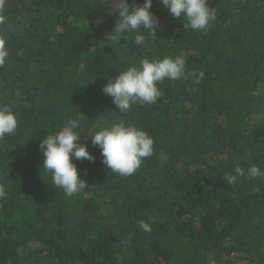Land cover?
I'll return each instance as SVG.
<instances>
[{"label":"trees","instance_id":"obj_1","mask_svg":"<svg viewBox=\"0 0 264 264\" xmlns=\"http://www.w3.org/2000/svg\"><path fill=\"white\" fill-rule=\"evenodd\" d=\"M208 6L216 19L193 31L153 0L157 33L141 29L138 46L134 33L111 38L113 0H2L0 106L18 127L0 139V264H264V179L224 178L264 171V112L246 122L260 111L264 0ZM178 55L185 77L158 84L151 105L120 113L102 92L143 59ZM69 119L95 157L73 160L87 186L72 197L39 170L40 140ZM114 122L154 141L130 176L107 169L87 135Z\"/></svg>","mask_w":264,"mask_h":264},{"label":"clouds","instance_id":"obj_2","mask_svg":"<svg viewBox=\"0 0 264 264\" xmlns=\"http://www.w3.org/2000/svg\"><path fill=\"white\" fill-rule=\"evenodd\" d=\"M168 13L175 19H182L183 23L193 31H206L211 22L216 19L214 8L208 6V0H159ZM2 3V0H0ZM153 0H144L142 4L128 0H113L112 10H118V18L110 36L120 41L126 34H135L133 43L143 45L145 36L141 29L157 33L158 20L150 10ZM2 20V18H0ZM8 56L5 43L0 39V66H3ZM186 61L182 56L164 57L163 59H143L139 66H131L119 71L113 80L107 78L102 92L112 98V103L120 113L129 110L137 103L153 104L160 96L158 84L165 80L175 82L185 77ZM201 77L203 73L200 74ZM18 127V120L10 106H0V139L6 135H14ZM80 122L69 119L56 133L47 134L39 142L42 154V167L39 170L51 176L55 188L62 189L67 197H72L85 189L87 182L80 178L73 160L95 161L88 146L81 143V133L78 131ZM93 147H98L102 156V164L111 172L120 176H130L135 173L145 158L153 153L154 141L144 130L134 125H124L114 122L110 127L99 128L91 134ZM41 174V173H40ZM240 177L248 179H264V171L251 165L247 170L235 167L234 174L224 178L228 184L236 183ZM6 197L5 187L0 185V199ZM145 231L150 226L144 221L139 225Z\"/></svg>","mask_w":264,"mask_h":264},{"label":"rangeland","instance_id":"obj_3","mask_svg":"<svg viewBox=\"0 0 264 264\" xmlns=\"http://www.w3.org/2000/svg\"><path fill=\"white\" fill-rule=\"evenodd\" d=\"M261 94L260 92L259 93H256V97H258V103H259V109L260 111L257 112V114L254 112V114H251V117H248L246 118V122L248 123V125L252 124V122H254V120L258 119L260 117V115L264 112V81L261 85ZM260 94V95H259ZM261 96V97H260Z\"/></svg>","mask_w":264,"mask_h":264}]
</instances>
